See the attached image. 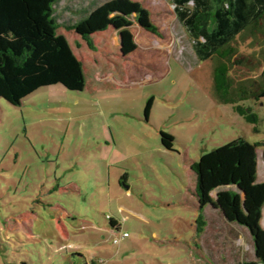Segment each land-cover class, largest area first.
Listing matches in <instances>:
<instances>
[{
	"label": "rangeland",
	"instance_id": "1",
	"mask_svg": "<svg viewBox=\"0 0 264 264\" xmlns=\"http://www.w3.org/2000/svg\"><path fill=\"white\" fill-rule=\"evenodd\" d=\"M107 1L63 0L56 10L64 24ZM133 1L149 11L162 37L134 23L139 48L125 57L114 28L92 36L94 51L60 28L84 64L88 87H42L20 106L0 98V264L264 263V205L255 241L221 194L237 192L236 186L218 188L211 197L220 203L205 207L199 235L191 170L233 141L259 144L255 183H264V99L249 94L264 87V18L229 45L240 62L231 68V94L249 98L239 105L259 117L254 126L217 96L213 74L221 60L197 59L175 6ZM97 74H115L119 82L105 79L98 88ZM111 131L110 156L101 143ZM162 133L174 137L173 152L163 147ZM238 194L241 222L250 221L254 209L244 191Z\"/></svg>",
	"mask_w": 264,
	"mask_h": 264
},
{
	"label": "trees",
	"instance_id": "2",
	"mask_svg": "<svg viewBox=\"0 0 264 264\" xmlns=\"http://www.w3.org/2000/svg\"><path fill=\"white\" fill-rule=\"evenodd\" d=\"M63 0H0V98L13 106L40 88L61 85L70 91L81 92L86 87L84 65L73 51L65 35L58 30L74 31L95 50L92 36L109 28L119 31L121 51L124 56L138 49L131 31L134 23L158 37H162L153 24L151 14L140 2L133 0H109L83 14L78 20L61 23L57 7ZM182 27L190 35L197 59L208 61L218 57L221 62L215 67L213 82L217 96L247 122L256 126L259 117L251 107L239 105L249 98L232 96L231 68L235 51L230 43L249 26H258L264 18V0H169ZM247 94V93H243ZM250 99H264V87L257 93L250 92ZM153 100L145 107L147 119ZM255 130H257L255 128ZM164 148L174 151V137L161 134ZM259 144L249 145L233 141L211 154L203 155L192 165L197 177L196 196L199 200L197 232L204 233V209L217 203L211 193L228 186L244 191L247 207L254 209V216L244 221L242 202L238 191L221 193L227 195L234 218L258 237L260 208L264 205V183L257 185V152ZM264 160V152H263ZM234 210V211H233ZM240 213V214H237ZM247 219V216H245ZM253 223V224H252ZM238 264H264L260 261H242Z\"/></svg>",
	"mask_w": 264,
	"mask_h": 264
},
{
	"label": "crops",
	"instance_id": "3",
	"mask_svg": "<svg viewBox=\"0 0 264 264\" xmlns=\"http://www.w3.org/2000/svg\"><path fill=\"white\" fill-rule=\"evenodd\" d=\"M133 27V26H132ZM132 29V28H131ZM106 32V31H105ZM135 37V36H134ZM120 39H121V36H120ZM136 39V38H135ZM135 39H134V41H135ZM120 47H121V41H120ZM139 48V47H138ZM73 49V48H72ZM74 51V50H73ZM75 52V51H74ZM75 55H76V53H75ZM84 65V64H83ZM84 70H85V68H84ZM84 74H85V72H84ZM96 76V79H95V84H97V83H101V84H103V81L105 80V79H108V80H112V81H115V83H117V82H119L118 80H117V78H116V76H115V74H112V75H107V77L106 78H104V77H102L100 74L98 75H95ZM85 77H86V74H85ZM120 79V78H119ZM121 80V79H120ZM98 81V82H97ZM107 82V81H106ZM98 85L97 87L99 88V86H101L102 87V85ZM59 85V84H58ZM86 87H88V81H87V77H86ZM85 87V88H86ZM150 115H151V111H150V114H149V118H150ZM149 118L147 119V120H149ZM111 137H110V140L109 139H107L106 138V140H104L105 142H104V144L103 143H101V148L103 149V151H104V149H105V147H106V149L108 150L107 152H108V154L107 155H109L110 154V156L112 155V153H113V151H114V146H116V142H115V135L113 134V132L111 131ZM112 144V145H111ZM114 145V146H113ZM164 147V146H163ZM105 149V150H106ZM111 149V150H110ZM166 149V148H165ZM168 150V149H167ZM107 155L105 154V153H103V157H107ZM107 157L108 159L109 158H112V157ZM107 158H103V159H106L107 160V164H108V167L110 168L111 166H112V164L108 161V159ZM102 159V160H103ZM101 160V161H102ZM194 163H192L191 164V170H192V165H193ZM193 171V170H192ZM115 229H117V230H120V227L118 228L117 226L116 227H114Z\"/></svg>",
	"mask_w": 264,
	"mask_h": 264
},
{
	"label": "built area",
	"instance_id": "4",
	"mask_svg": "<svg viewBox=\"0 0 264 264\" xmlns=\"http://www.w3.org/2000/svg\"><path fill=\"white\" fill-rule=\"evenodd\" d=\"M127 235H128V234L120 235L118 238L115 239V242H116V243H119V242L122 241L123 239L127 238Z\"/></svg>",
	"mask_w": 264,
	"mask_h": 264
},
{
	"label": "water",
	"instance_id": "5",
	"mask_svg": "<svg viewBox=\"0 0 264 264\" xmlns=\"http://www.w3.org/2000/svg\"><path fill=\"white\" fill-rule=\"evenodd\" d=\"M139 26V25H138ZM121 39H122V37H121ZM121 39H120V41H121ZM122 54H123V56H124V53L122 52Z\"/></svg>",
	"mask_w": 264,
	"mask_h": 264
}]
</instances>
